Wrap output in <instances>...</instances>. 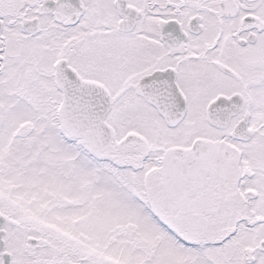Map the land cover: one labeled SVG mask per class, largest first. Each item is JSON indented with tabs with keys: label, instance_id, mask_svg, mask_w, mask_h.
I'll return each mask as SVG.
<instances>
[{
	"label": "snow or ice",
	"instance_id": "obj_1",
	"mask_svg": "<svg viewBox=\"0 0 264 264\" xmlns=\"http://www.w3.org/2000/svg\"><path fill=\"white\" fill-rule=\"evenodd\" d=\"M0 264H264V0H0Z\"/></svg>",
	"mask_w": 264,
	"mask_h": 264
}]
</instances>
